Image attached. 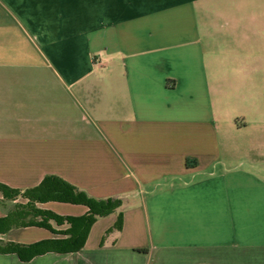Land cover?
I'll use <instances>...</instances> for the list:
<instances>
[{"label":"crops","instance_id":"obj_1","mask_svg":"<svg viewBox=\"0 0 264 264\" xmlns=\"http://www.w3.org/2000/svg\"><path fill=\"white\" fill-rule=\"evenodd\" d=\"M251 1L0 0V184L86 195L35 204L59 216L124 202L76 255L0 264H264V117L239 106ZM28 202L0 194V219Z\"/></svg>","mask_w":264,"mask_h":264},{"label":"trees","instance_id":"obj_2","mask_svg":"<svg viewBox=\"0 0 264 264\" xmlns=\"http://www.w3.org/2000/svg\"><path fill=\"white\" fill-rule=\"evenodd\" d=\"M65 192L71 194L74 203H80L82 199L87 198L82 192L56 177H48L38 187L23 191L0 184L3 201L12 202L18 198L29 201L26 209H14L5 218L0 219V235L13 228H39L54 236L52 239L30 245L0 241V255H15L22 263L46 254L76 255L84 248L89 232L98 218L124 207L122 198L100 200L97 201L96 210H90L80 217L59 216L35 208L36 203L54 201Z\"/></svg>","mask_w":264,"mask_h":264},{"label":"rangeland","instance_id":"obj_3","mask_svg":"<svg viewBox=\"0 0 264 264\" xmlns=\"http://www.w3.org/2000/svg\"><path fill=\"white\" fill-rule=\"evenodd\" d=\"M261 42H264V0H254L249 2V65L246 67L247 60L237 62L244 64L249 71V93L239 106L249 109L252 120L264 117V79L256 47V43Z\"/></svg>","mask_w":264,"mask_h":264}]
</instances>
